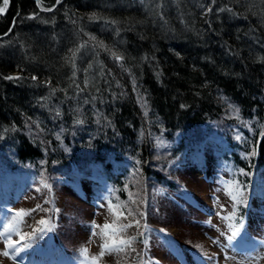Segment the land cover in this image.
I'll return each mask as SVG.
<instances>
[{"label": "trees", "instance_id": "16d2710c", "mask_svg": "<svg viewBox=\"0 0 264 264\" xmlns=\"http://www.w3.org/2000/svg\"><path fill=\"white\" fill-rule=\"evenodd\" d=\"M8 1L0 191L10 183L48 191L22 208L29 226L49 217L69 225L55 198L97 167L108 224L132 225L116 239L131 241L123 264H134L144 245L163 244L146 225L164 229L173 208L187 209L178 192L193 167L182 156L222 170L217 181L238 192L239 203L225 199L234 223L252 188V203L264 196V0ZM50 228L31 242L54 243Z\"/></svg>", "mask_w": 264, "mask_h": 264}, {"label": "rangeland", "instance_id": "374dc122", "mask_svg": "<svg viewBox=\"0 0 264 264\" xmlns=\"http://www.w3.org/2000/svg\"><path fill=\"white\" fill-rule=\"evenodd\" d=\"M206 138L202 137L196 147L201 148ZM196 161L195 155L182 156L180 163H185L193 169L181 174L185 188H180L178 194H194L198 199V209L201 212L191 205H187L188 211H179L173 208L170 212V218L163 219L164 224L161 223V225L166 227L165 230L168 233L174 235L178 244L171 251L164 248L166 245L153 246L148 244V246L151 245L149 250L152 253V258H155L153 262L148 264H179L175 254L183 257V251L188 257V261H185L189 264H264V197L260 198L258 207L252 209L251 221L243 228L240 227L239 232L232 236V229L228 227L227 222L222 219L223 215L219 213L221 211L228 215L230 212V210L225 209V205L228 203L225 199L230 196L228 194L229 187L217 180L215 183L207 180V176H215L218 170L214 171L210 167L206 170L198 169ZM84 176L87 178L85 179L87 183L79 182L76 187L65 185L55 198L57 205L67 215L66 219L69 225L67 223V226L53 224L52 218L49 217L46 220L51 228L47 233L55 241L52 243L53 245L56 243L60 245L61 243L64 250L85 259V263L82 264H93L91 257L98 255L100 245L105 239H108V237L103 236L102 227L110 222V217L104 208L96 209L100 202L107 205L108 192L105 185L95 183V181L101 182L104 178L101 169L96 167L94 172H89ZM78 180L81 181L80 178ZM1 181L3 182V180ZM76 188H81L83 193ZM42 192L25 183L7 186L1 193L0 199V231H3L4 227L14 220L16 211L30 209L38 200L44 201L48 191ZM189 201L192 202L191 199ZM223 202L224 206L222 205ZM95 210L98 212L96 213ZM169 211L171 210L168 208L166 210L161 209L162 213H156L155 216L157 218L158 216H167ZM232 212L234 211L232 210ZM61 220L63 221V218ZM153 220L162 222V220L154 217ZM19 227L20 231L25 235H30L31 239L22 241L18 245L22 250L17 254L16 260L0 255V264H43V260L46 259H51L54 262V251L42 255L40 253L41 248L37 243L31 242L34 235L37 233L40 235V231H35L36 226H29L24 222ZM110 230L108 231L110 232ZM57 234L60 238L57 237ZM165 237L167 240L170 239L167 235ZM229 237H233L231 240H234L233 244L237 245V250L240 247L243 252L236 253L233 251ZM12 238L19 240V236L15 233L12 234ZM28 242L29 244H27ZM24 244H27L28 247L24 248ZM84 248L88 250V258L81 254V250ZM3 250L4 243L0 240V252ZM193 250L200 252L204 257L196 256ZM137 252H139L138 247L134 253ZM122 253L123 255L121 252L106 253L99 259L98 264H123L126 255H124V251ZM143 256L140 253V256L134 261H137V264H142L144 262ZM38 260H41L40 263ZM44 264L54 263L46 262ZM55 264H70L69 257L64 256L60 262Z\"/></svg>", "mask_w": 264, "mask_h": 264}, {"label": "snow or ice", "instance_id": "6c2138e0", "mask_svg": "<svg viewBox=\"0 0 264 264\" xmlns=\"http://www.w3.org/2000/svg\"><path fill=\"white\" fill-rule=\"evenodd\" d=\"M36 2L39 5L41 0H36ZM7 7H8V0H3V7H0V14H2ZM113 55L116 56L115 53H113ZM116 59H120V57L116 56ZM7 79H18V78L7 77ZM228 187H229L228 194L231 196V199L236 203H239L240 201L237 200L238 192L237 195H233L232 194L233 186L229 185ZM37 208H40V206L37 205ZM31 211H35V209ZM111 211L115 213V209H111ZM30 214H31L30 211H25V210L16 211L14 220L9 222V224L6 227H4L3 231H0V240H2L4 243V250L0 252V255L4 257H9L13 260L17 259V254L22 250L21 247H19L18 245H20L22 241L31 239V236L23 234L20 231V227H19L24 223V217ZM234 218H235V212H232L229 215L222 217V219L227 221H233ZM117 219H119V216H117ZM38 223L41 226H47L49 222L47 220L41 219ZM113 223L115 224V221ZM131 226H132L131 224L120 225L119 227H114L113 225L110 224L103 225L102 234L103 236L108 237V239H105L104 242L100 245V251L98 255L91 257L93 264H98L99 259L102 258L106 253L123 252L124 246H130L131 244L130 240L116 239V237H118L121 232L125 231L128 227ZM96 227H100V226H96ZM230 227L232 228V236H235L239 232V228L236 227L234 223L230 224ZM109 229H111V234H109L108 231ZM43 230L44 228L41 227L36 229L35 231H43ZM13 233L19 236V240H13L12 238ZM93 235H96V233H93ZM231 239L232 237H229V240ZM23 247L26 248L28 247V245L24 244ZM81 254L84 255L86 258H88L87 248L82 249Z\"/></svg>", "mask_w": 264, "mask_h": 264}, {"label": "water", "instance_id": "95a60500", "mask_svg": "<svg viewBox=\"0 0 264 264\" xmlns=\"http://www.w3.org/2000/svg\"><path fill=\"white\" fill-rule=\"evenodd\" d=\"M3 1V0H2ZM36 1V0H35ZM9 8H10V4H9V2H8V7L5 9V11L2 13V14H0V16H4V15H6L7 14V12H8V10H9Z\"/></svg>", "mask_w": 264, "mask_h": 264}]
</instances>
